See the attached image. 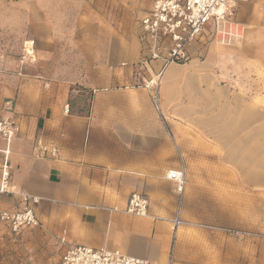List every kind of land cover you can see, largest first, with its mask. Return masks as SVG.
<instances>
[{"label":"crops","instance_id":"crops-1","mask_svg":"<svg viewBox=\"0 0 264 264\" xmlns=\"http://www.w3.org/2000/svg\"><path fill=\"white\" fill-rule=\"evenodd\" d=\"M51 1L14 2L23 18L41 20L42 4ZM6 16L0 7V18ZM140 36L137 30L129 46L123 41L120 64L127 68L91 87L90 105L80 113L67 106L69 85L60 94L56 85L42 86L60 83L53 76L21 78L16 111L10 113L0 76V117L20 126L9 145L0 142V156L16 193L37 200L33 209L41 227L68 246L119 250L149 264H181L175 245L172 251L174 218L179 213L184 226H204L203 205L217 203V186L203 188L201 180L216 181L219 163L230 169L228 176L264 178L250 170L252 157L264 153V104L225 80L204 38L190 47L186 64L160 74L157 62L139 66ZM150 80L159 83L158 103L146 87ZM39 140L56 146L58 157H39ZM177 173L184 178L181 195L171 177ZM133 192L149 198L148 216L125 211Z\"/></svg>","mask_w":264,"mask_h":264},{"label":"rangeland","instance_id":"rangeland-1","mask_svg":"<svg viewBox=\"0 0 264 264\" xmlns=\"http://www.w3.org/2000/svg\"><path fill=\"white\" fill-rule=\"evenodd\" d=\"M8 1L0 3L8 14L0 18V76L9 96L5 103L11 102L10 113L15 114L21 78L44 81L43 76L60 81L42 83L50 90L56 85L58 94L69 85L67 106L85 111L91 102L90 88L108 81L115 70L127 68L120 64L125 52L121 44L128 45L141 30L140 19L155 0H52L42 4L41 20L38 15L36 20L23 18L16 0ZM30 11L25 9V17ZM232 25L238 28L234 35L228 32ZM203 38L205 50L218 56L225 80L251 97L260 96L255 100L264 104V0L239 5L232 18L209 26ZM2 159L0 208L23 210L26 195L13 189L10 171V191L2 192ZM251 162L250 170L264 173V153ZM218 170L216 181L201 180L203 188L217 186V203L203 205L204 226H180L179 238L172 242L175 257L179 254L181 264H264V178L228 176L230 169L220 163ZM66 249L41 224L13 232L0 221V264H55Z\"/></svg>","mask_w":264,"mask_h":264},{"label":"built area","instance_id":"built-area-1","mask_svg":"<svg viewBox=\"0 0 264 264\" xmlns=\"http://www.w3.org/2000/svg\"><path fill=\"white\" fill-rule=\"evenodd\" d=\"M249 0H155L151 9L140 19L142 45L141 68H149L157 62L161 65V73L174 64H186L190 60L189 49L203 38L209 26L220 24L232 18L235 9ZM146 87L153 90V98L158 103V81L146 82ZM11 103V102H10ZM19 122L12 117H0V142L9 145L19 134ZM39 157L56 158L59 150L56 146H46L41 140L37 141ZM8 164L3 166L2 192L8 193ZM171 177L179 184L180 195L184 188L182 173L172 174ZM25 207L19 211H7L0 208V221L13 232L40 225L33 204L37 200L30 196L24 197ZM149 198L138 192L130 194L126 212L134 216L146 217L149 214ZM183 221L179 213L172 222L173 236ZM175 239V238H174ZM66 244L65 238H60ZM174 246L172 247L173 251ZM172 253V252H171ZM55 264H149L148 261L130 257L119 250L107 248L93 249L86 246H68L60 260Z\"/></svg>","mask_w":264,"mask_h":264},{"label":"bare ground","instance_id":"bare-ground-1","mask_svg":"<svg viewBox=\"0 0 264 264\" xmlns=\"http://www.w3.org/2000/svg\"><path fill=\"white\" fill-rule=\"evenodd\" d=\"M228 32H231V34L234 35V34H236V33L238 32V28H237L236 26H233V25H232V26H229V27H228ZM238 34H239V33H238ZM238 34H237V35H238ZM237 35H236V36H237Z\"/></svg>","mask_w":264,"mask_h":264}]
</instances>
